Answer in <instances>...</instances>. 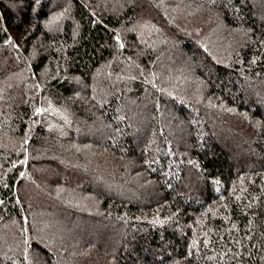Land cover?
<instances>
[{"label":"trees","instance_id":"obj_1","mask_svg":"<svg viewBox=\"0 0 264 264\" xmlns=\"http://www.w3.org/2000/svg\"><path fill=\"white\" fill-rule=\"evenodd\" d=\"M38 263L264 264V0H0V264Z\"/></svg>","mask_w":264,"mask_h":264},{"label":"rangeland","instance_id":"obj_2","mask_svg":"<svg viewBox=\"0 0 264 264\" xmlns=\"http://www.w3.org/2000/svg\"><path fill=\"white\" fill-rule=\"evenodd\" d=\"M65 4V6H67L66 5V3H64ZM155 4V3H154ZM169 12H171V14L172 13H174V10L173 9H170V8H166ZM144 15H146L147 16V13L145 14L144 13ZM175 19L176 20H178V23L181 25V24H183L184 22H182V20H184L183 18H181V17H178V16H176L175 15ZM171 25H173V26H175V24L174 23H171ZM176 25H178V24H176ZM194 31L193 32H195V33H197L196 34V36H199V35H202V33H203V29H198L197 27H196V29H193ZM197 30H199V31H197ZM199 34V35H198ZM182 59H184V57L182 58ZM160 60V62L162 63V65H165L166 66V64H171L172 65V67L173 68H176V67H179V66H182V65H180L181 64V62H183V60L182 61H180L181 59H174L175 61H172V58L171 57H165V58H162V59H159ZM83 134H84V137L85 138H87V139H89V140H93V141H96V139H101L102 137L104 138L105 136H101V134H100V136H95V135H92V134H88V133H86V132H83ZM62 177H65V176H61V178ZM59 178H60V176H59ZM85 179H88V184H91L92 186H94L93 185V181L94 182H96L95 180H97V179H94V178H91V176H84V175H82L81 177H80V180H85ZM31 202H33V203H35V201H33V199L31 200ZM84 231V230H83ZM83 231L81 230V231H78L80 234H82L83 233ZM83 235H86V234H82V235H80V236H83ZM42 244L45 246L46 244H47V240L45 241V239H43V241H42ZM77 254H78V252L77 251H75V252H72L71 251V253H70V255H72V256H77ZM93 259H95L96 260V257L94 256L93 257ZM38 261V260H37ZM143 262V261H142ZM141 262V263H142ZM39 264V263H38ZM41 264V263H40Z\"/></svg>","mask_w":264,"mask_h":264}]
</instances>
